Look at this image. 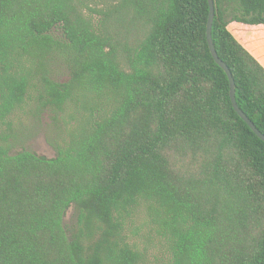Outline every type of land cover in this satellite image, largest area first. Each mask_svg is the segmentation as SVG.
Instances as JSON below:
<instances>
[{"label": "trees", "instance_id": "1", "mask_svg": "<svg viewBox=\"0 0 264 264\" xmlns=\"http://www.w3.org/2000/svg\"><path fill=\"white\" fill-rule=\"evenodd\" d=\"M214 2L216 50L264 133V0ZM209 13L0 0V264H264V141ZM32 102L58 122L55 156L10 152Z\"/></svg>", "mask_w": 264, "mask_h": 264}, {"label": "rangeland", "instance_id": "2", "mask_svg": "<svg viewBox=\"0 0 264 264\" xmlns=\"http://www.w3.org/2000/svg\"><path fill=\"white\" fill-rule=\"evenodd\" d=\"M251 50L257 57L264 56V31L250 39ZM61 80L67 79L65 70L61 69ZM12 138L10 152L16 153L28 149L49 157L55 156V145L59 140L58 122L48 113L38 111L35 104L29 103L10 117ZM72 210L66 221L72 220Z\"/></svg>", "mask_w": 264, "mask_h": 264}, {"label": "water", "instance_id": "3", "mask_svg": "<svg viewBox=\"0 0 264 264\" xmlns=\"http://www.w3.org/2000/svg\"><path fill=\"white\" fill-rule=\"evenodd\" d=\"M210 5V13L207 23V40L211 50V53L217 62V64L222 67L227 73L230 80V97L233 104V107L237 111V113L242 117L247 124L251 127V129L258 135L260 139L264 141V133L255 125V123L249 118V116L239 107L237 98H236V84L235 79L233 77L232 71L229 66L219 57L218 52L216 50L214 41H213V23L215 19V2L214 0H209Z\"/></svg>", "mask_w": 264, "mask_h": 264}]
</instances>
